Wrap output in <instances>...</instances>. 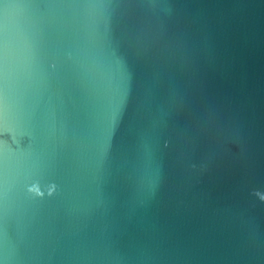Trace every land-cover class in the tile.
Here are the masks:
<instances>
[{"label": "water", "instance_id": "95a60500", "mask_svg": "<svg viewBox=\"0 0 264 264\" xmlns=\"http://www.w3.org/2000/svg\"><path fill=\"white\" fill-rule=\"evenodd\" d=\"M0 264H264V0H0Z\"/></svg>", "mask_w": 264, "mask_h": 264}, {"label": "snow or ice", "instance_id": "6c2138e0", "mask_svg": "<svg viewBox=\"0 0 264 264\" xmlns=\"http://www.w3.org/2000/svg\"><path fill=\"white\" fill-rule=\"evenodd\" d=\"M7 24V19L5 18H0V29H2L3 27H5Z\"/></svg>", "mask_w": 264, "mask_h": 264}]
</instances>
